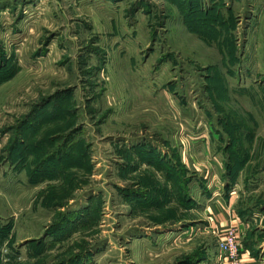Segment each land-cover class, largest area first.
<instances>
[{"label":"rangeland","instance_id":"obj_1","mask_svg":"<svg viewBox=\"0 0 264 264\" xmlns=\"http://www.w3.org/2000/svg\"><path fill=\"white\" fill-rule=\"evenodd\" d=\"M46 3L0 0V264H219L214 171L263 247L264 0Z\"/></svg>","mask_w":264,"mask_h":264},{"label":"crops","instance_id":"obj_2","mask_svg":"<svg viewBox=\"0 0 264 264\" xmlns=\"http://www.w3.org/2000/svg\"><path fill=\"white\" fill-rule=\"evenodd\" d=\"M69 1L71 0H46V4L55 5L53 7L55 10H63L70 8ZM83 1L84 0H82V2ZM217 181L219 180L216 179L214 171L213 175L209 177V182H211L209 190L212 191V196L205 204V212L208 215V221L213 233L216 237H219L228 226H235L238 230L241 264H264V246H258L256 249V247H251L246 244L248 235L247 225L241 221L240 217L236 214L235 205H233V197L229 195V198H224L223 192L220 189L221 187L216 184ZM219 264H225L223 256Z\"/></svg>","mask_w":264,"mask_h":264},{"label":"built area","instance_id":"obj_3","mask_svg":"<svg viewBox=\"0 0 264 264\" xmlns=\"http://www.w3.org/2000/svg\"><path fill=\"white\" fill-rule=\"evenodd\" d=\"M218 249L223 255L225 264H241V250L238 230L228 226L218 237Z\"/></svg>","mask_w":264,"mask_h":264},{"label":"trees","instance_id":"obj_4","mask_svg":"<svg viewBox=\"0 0 264 264\" xmlns=\"http://www.w3.org/2000/svg\"><path fill=\"white\" fill-rule=\"evenodd\" d=\"M0 79H2V76H0ZM135 153H137V154H139V155H141L144 159H145V161H147L149 164H151L152 166H154V167H157L158 169L160 168V170L161 169H164V168H162V166L161 165H163V163H159L157 160H156V158H155V155L152 153V152H150V151H147V150H144V151H135ZM153 154V155H152ZM229 166V164H228V159H227V167ZM167 169H164V171H166ZM168 170H171V168H168ZM151 174V173H150ZM175 179L173 178V180L172 181H170V180H168V182H171L172 184H171V186H172V188L173 189H175V190H179L180 188L178 187L179 185L178 184H175V181H174ZM191 181V180H190ZM192 185H193V187H192ZM199 186V187H201L202 189H201V191L204 189V191H205V181L201 178V177H198L197 176V178H195V180H192L191 182H189V181H187L186 183H185V185H183V187H182V189L184 190L183 192H188V191H191L192 189V192L195 190V188L197 187V186ZM191 190H190V189Z\"/></svg>","mask_w":264,"mask_h":264}]
</instances>
